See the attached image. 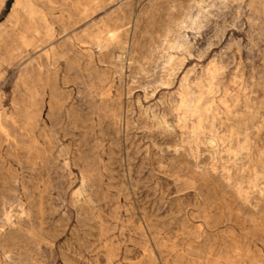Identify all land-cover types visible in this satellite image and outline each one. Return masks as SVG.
I'll return each instance as SVG.
<instances>
[{"label":"rangeland","instance_id":"374dc122","mask_svg":"<svg viewBox=\"0 0 264 264\" xmlns=\"http://www.w3.org/2000/svg\"><path fill=\"white\" fill-rule=\"evenodd\" d=\"M0 264H264V0H0Z\"/></svg>","mask_w":264,"mask_h":264},{"label":"bare ground","instance_id":"6f19581e","mask_svg":"<svg viewBox=\"0 0 264 264\" xmlns=\"http://www.w3.org/2000/svg\"><path fill=\"white\" fill-rule=\"evenodd\" d=\"M53 3H54V1H53ZM32 4H33V2H32ZM42 4H43V3H42ZM42 4H41V5H42ZM37 5H38V4H37ZM34 6H35V5H34ZM23 9H24V8H23ZM21 11H22V10H21ZM22 12H23V11H22ZM24 12H25V11H24ZM37 19H38V18H37ZM35 21H36V20H35ZM26 24H27V23H26ZM26 26H27V25H26ZM52 27H53V26H52ZM29 28H30V27H29Z\"/></svg>","mask_w":264,"mask_h":264}]
</instances>
